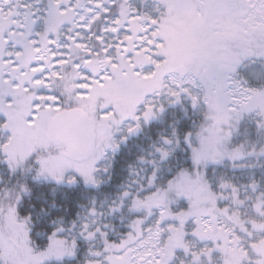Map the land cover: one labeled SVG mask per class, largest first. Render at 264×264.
<instances>
[{"label":"snow or ice","instance_id":"6c2138e0","mask_svg":"<svg viewBox=\"0 0 264 264\" xmlns=\"http://www.w3.org/2000/svg\"><path fill=\"white\" fill-rule=\"evenodd\" d=\"M0 264H264V0H0Z\"/></svg>","mask_w":264,"mask_h":264}]
</instances>
